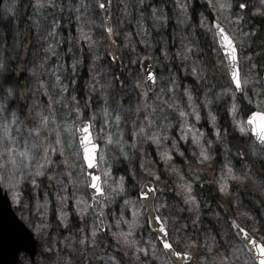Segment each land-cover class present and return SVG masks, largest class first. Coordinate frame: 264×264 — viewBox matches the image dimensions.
<instances>
[{
    "label": "snow or ice",
    "instance_id": "1",
    "mask_svg": "<svg viewBox=\"0 0 264 264\" xmlns=\"http://www.w3.org/2000/svg\"><path fill=\"white\" fill-rule=\"evenodd\" d=\"M117 2L121 17L111 11L114 0H35L30 19L38 35L31 55L19 32L5 47L10 54H0V185L40 240L52 239L35 264H264V211L241 199L245 191L254 193L255 207H264V0H205L202 7L209 14L199 13L198 23L194 0H173L176 23L182 26L179 47L170 56L163 42L157 49L162 60L155 63L167 68L164 62L180 60L194 78L185 87L175 73L142 75L130 67L144 59L136 45L151 49L153 41L143 19L136 31L142 39L133 42L132 33L120 31L132 10L127 0ZM16 3L6 9L9 19L16 15ZM163 4L149 5L153 28L168 23ZM144 6L145 0H136L133 10ZM37 17H51L44 35ZM66 18L74 19L76 35L68 37L73 46L64 59L58 46L64 43L60 31ZM121 36L118 52L108 51L117 44L113 37ZM102 41L110 57L103 66ZM126 51L136 55L128 56L127 64ZM85 59L91 61L88 79L78 83ZM21 60L29 81L26 98L14 75L13 65ZM221 100L229 127L220 125L213 112ZM202 118L212 126L211 137L197 127ZM174 123L179 137L170 134ZM236 134L244 147L233 154L229 137ZM181 140L194 146L192 159L198 161V167L188 168L190 177L173 162L174 154L185 156ZM146 145L156 146L163 171L146 159ZM220 149L223 160L210 183L221 199L228 198L232 215L222 205L213 209L201 200L196 187ZM134 157L139 171L131 168ZM124 161L126 175L117 177L115 166ZM164 177L176 178L173 187L182 207L165 197Z\"/></svg>",
    "mask_w": 264,
    "mask_h": 264
},
{
    "label": "rangeland",
    "instance_id": "2",
    "mask_svg": "<svg viewBox=\"0 0 264 264\" xmlns=\"http://www.w3.org/2000/svg\"><path fill=\"white\" fill-rule=\"evenodd\" d=\"M20 1L21 0H17L16 15L12 19H9V17L12 14L8 13L6 10L7 7L11 4L12 0H3V3H2L1 12H0V41H6L7 45H5L4 43H0V54L4 55L5 57H7L10 54L8 51L5 50V47H8V48L11 47L13 36L17 32H19V33H21V38L24 39V37L26 35L24 28L21 27L22 24L20 21V13H19ZM195 1L198 2V6H202L205 3V0H195ZM34 2H35V0H30L31 4H34ZM65 2H67V0H65ZM127 2H128L129 9L132 11H131V15L128 16L127 18H125V24H124L123 28L120 29V31L132 33L131 40L133 42L138 41L139 39H142L143 36H137L136 31H137L138 19H143L144 26L151 33V39L153 41L151 49L146 48L144 44H137L136 45L137 52L139 53L140 57H143V56L148 57L149 55H153V59L151 60V62H152L153 66L157 72L162 71L165 76H168L169 72L175 73L177 75L178 83L180 84L181 87L192 85L194 78L188 76V74L184 71L183 65L181 64L180 60L177 59V60H174L171 62H164L167 64V68H164L163 63L162 64L155 63L156 59L162 60L161 53L157 50L158 47L160 46V44H162L163 42H167L170 56L174 55L175 52L177 51L178 47H179V34L181 33V27L182 26H178L176 23V11H175V7L173 4V0H164L163 6H164L165 12L169 15V20H168V23L163 28H159V27L153 28L152 25H153L154 21L151 19L150 8H149V5L158 6L160 3V0H156L155 3H153V0H145V6L143 8H141L139 11L133 10L134 5L136 4V0H127ZM252 3L258 4V0H252ZM120 7H121V5L118 4L117 0H114L113 6H112V13H114L117 17L122 16V13L119 11ZM140 11H142L144 13L143 17H140V15H139ZM201 12H203L205 16H208L205 13V11L199 10L196 14L198 20H199V13H201ZM206 12L209 13V10H207ZM33 15H34V10L30 6L29 10H28V16H26L25 19H26V23L28 22L27 23L28 27L30 25V28H31V35H29V36H30V38L32 36V40L35 41L38 33H37V29L33 25V21L30 19V17H32ZM65 16L66 17L70 16L68 10L65 11ZM37 19H39L40 25H41L40 35H44L45 33L43 32V29L47 26L51 17H49L48 20H45L43 17H37ZM97 22H99V21H97ZM62 24H63V28L60 31V35L64 39V43H62L58 46V51L63 55L64 59H67V56L64 55V53L66 52V49L68 47L73 46L72 44H69L68 37L70 35L71 36L76 35V23H75L74 19L66 18L65 20L62 21ZM96 35L99 36V31H97ZM113 38L117 39V44L111 45L110 47L107 48V50L113 51V52H118V49H119V46L121 44L123 37L121 36L120 38H116V37H113ZM161 38H163V40H161ZM173 41H175V43H173ZM44 43H45L44 40H40V44H44ZM40 44H37L35 46L37 48H39ZM105 47H106V44H105V42L102 41L100 43V46L98 49L99 54L101 55V61L99 62L101 66L106 65L108 63V60H110V57H106L104 55ZM201 47H204L203 38H202ZM81 48H82V54L85 57H87L88 56L87 45L83 44V42H81ZM205 52H207L206 48H205ZM78 54H80V53H78ZM30 55H31V51L29 52V56ZM128 56H131L133 59H136V55L134 53H131L130 51H126L125 52V64H127V57ZM90 62H91L90 59H85L84 65L78 69V77H77L78 83L88 79V64ZM130 67L134 71H138L141 73V71L139 69V63L130 65ZM28 83H29V81L27 80L24 88L19 87L20 91L23 92L25 94V96L29 95V93L27 92ZM163 86H164V84L161 83L160 87H163ZM42 99H44V98H42ZM221 101L223 102V105L226 108L225 102L223 100H221ZM21 102H23V100ZM197 103H200V101L198 100ZM255 110H257V109H255ZM206 112H207L206 109L202 110V112H201L202 117L206 116ZM213 112L217 116V121L219 123L218 114L216 112L215 105H213ZM174 119L175 118L173 117V120ZM229 119H230V117H229ZM197 127H199L202 131L207 133L209 135V137H211L213 135V133L211 132L212 126L207 121V119L202 118L197 123ZM174 129L175 130H173V129L169 130L170 134L172 136L179 137V135H180L179 125L174 123ZM125 139H128L127 135L125 136ZM180 146H181V151L185 152V156L179 157L178 154H174L173 162L176 164V166L178 168L181 169V171L184 174L189 175V177H190L191 174L188 173V168L189 167H193V168L198 167V161H194L192 159V152L194 151V146L191 145V143H185L182 140L180 141ZM145 152L147 153L146 157L149 158V161L152 162L153 166H154V162H158V166H159L158 170L163 171L164 170V163H163V161L160 160V158L156 152V146L155 145H146L145 146ZM216 157H218V161L215 165H213L212 162H209L208 165L204 166V170L201 171V173L203 175L202 179H211V181H213L216 178V176L218 175V171H219V167H220L219 161L223 160V150L222 149H220L216 153V155L214 156V159ZM154 158L158 159L159 161H156ZM127 164H128L127 161H124L122 163H118L115 166V168L118 170H115L114 174L117 177L121 176V175H126L124 169H125ZM161 164L163 167H160ZM138 165H139V160H137L134 157L133 162L131 164V168L135 171H139ZM130 179H131L130 177L126 176V180L130 181ZM163 179L167 183V188H166V191L164 193L165 197L173 198L174 201L179 202V206L182 207L183 205H182V202H180L179 194L175 190V188L173 187L174 183L177 182L176 178L173 177L172 179H168L167 177H164ZM0 186L3 189V191L7 193L8 197L10 199V202L12 204V208L14 209L16 215L31 230V232L33 233V235H34V237L38 243L37 254H36V257L34 258V260H31L26 254H21L19 264H35L36 261L41 259V253L43 252L44 248L48 244L52 243V239H49L46 242H42L40 240V238L35 234L34 230L31 228V226H29L27 224L24 217L21 216V213H20L19 209L16 207V205L14 204V202L12 201L11 194L8 192L7 188L4 187L3 185H0ZM159 186L163 187L164 185L161 184ZM199 186H201V180H200ZM196 187L200 191V187H198V185ZM25 191H27V189ZM245 193L251 194V192L245 191L241 194V199L243 200V202L246 205H248L245 198H244ZM220 195L222 196L223 194L220 193ZM40 198L43 199L42 194L40 195ZM49 198L54 200V197H52L51 194L49 195ZM199 198L202 200L201 191H200V197ZM33 203H35V201H33ZM209 205L213 209H216L217 205H222L224 208L227 209V212H226L227 215H232L234 212V208L229 206L227 197L223 198L222 201H220L219 203L212 202ZM73 207H74V202L70 201V203L68 205L70 220L74 216V213L72 211ZM205 211H207V209H205ZM24 215L27 216L28 213H25ZM183 215L187 216L188 213L185 212V213H183ZM49 219L53 220V223H55V220L53 219V217L51 215L49 216ZM73 225H74L73 226V232H75V227H76L75 221H73ZM80 226H83V225H80ZM57 231H59V229H57ZM65 235H67V233H65ZM50 236L54 239V238H56V233L52 232L50 230ZM59 239H63V236H60ZM193 264H195V261H193Z\"/></svg>",
    "mask_w": 264,
    "mask_h": 264
},
{
    "label": "water",
    "instance_id": "3",
    "mask_svg": "<svg viewBox=\"0 0 264 264\" xmlns=\"http://www.w3.org/2000/svg\"><path fill=\"white\" fill-rule=\"evenodd\" d=\"M2 3L3 0H0V12ZM146 57L143 56L144 59L139 62L142 75H146L150 70L156 71L151 60ZM17 222L23 224V229ZM28 233L32 232L16 215L7 193L0 186V264H19L21 254H26L34 260L38 243L33 233L31 238ZM256 264H259V261Z\"/></svg>",
    "mask_w": 264,
    "mask_h": 264
},
{
    "label": "trees",
    "instance_id": "4",
    "mask_svg": "<svg viewBox=\"0 0 264 264\" xmlns=\"http://www.w3.org/2000/svg\"><path fill=\"white\" fill-rule=\"evenodd\" d=\"M30 0H21L20 1V6H19V13H20V21H21V24L26 32V35L24 37V41H25V48L28 50V53L32 50V47H33V40H32V36L30 38L29 35H31V28H30V25L28 27L27 23H26V19L25 17L28 16V10H29V7H30ZM193 7L196 8V13L200 10V11H205V13L208 15L209 13H207L206 9L202 6H198V2L194 0V3H193ZM193 20L198 23L199 20L197 18V16L195 15L193 17ZM252 23H254V21H251ZM13 67L15 68L16 72H15V78L18 80V83H19V87L21 88H24V86L26 85V77H27V73L24 72V63L23 61H19L17 62L16 64L13 65ZM117 74L119 75V72H117ZM27 96H25L26 98ZM46 99V98H44ZM215 105V108H216V112L218 114V119H219V124L222 125L223 127H229L230 126V119H229V116L226 114V111H225V106L223 105V102L220 101L219 103H216L214 104ZM255 109L253 108V111ZM229 140H230V146L232 147V151H233V154L235 153L237 147H240V148H243L244 147V142L243 140L239 137L238 134L234 135V136H230L229 137ZM245 152H246V149H244ZM146 159L149 161V158L146 157ZM156 161H159L158 159L154 158ZM218 161V157H216L214 159V161L212 162L213 165H215ZM154 167H156L157 169L159 168L158 166V162H154ZM160 167H163L162 164L160 165ZM200 176L202 177V173L200 172ZM211 182V179H201V186H199L200 184V181H199V184H198V187H200V191H201V195H202V200L204 201H207L208 204H211L212 202H217L219 203L220 201H222L221 199V195L220 193H218L217 191V188L212 184L210 183ZM244 198L247 202V204L250 206V207H253L255 208V211L257 212H261V211H264V208L263 207H258L256 208L255 205L253 204V200L254 199H257V197H255L254 193H245L244 194Z\"/></svg>",
    "mask_w": 264,
    "mask_h": 264
},
{
    "label": "bare ground",
    "instance_id": "5",
    "mask_svg": "<svg viewBox=\"0 0 264 264\" xmlns=\"http://www.w3.org/2000/svg\"><path fill=\"white\" fill-rule=\"evenodd\" d=\"M149 11V10H148Z\"/></svg>",
    "mask_w": 264,
    "mask_h": 264
}]
</instances>
